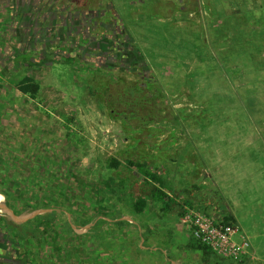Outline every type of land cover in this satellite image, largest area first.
Returning a JSON list of instances; mask_svg holds the SVG:
<instances>
[{
  "label": "crops",
  "instance_id": "obj_1",
  "mask_svg": "<svg viewBox=\"0 0 264 264\" xmlns=\"http://www.w3.org/2000/svg\"><path fill=\"white\" fill-rule=\"evenodd\" d=\"M52 1L55 0H0V60L3 64L17 66L19 63L23 64L25 60L34 62L36 53L34 47L36 49L42 47L45 53L55 41L61 39H65L69 46L80 43L74 35L71 37L73 41L76 40L74 43L66 36L56 39V36L61 35L59 31L65 19L59 14L65 6L58 8L57 5L61 1L55 3ZM77 2L81 7L80 3L83 1ZM84 2L88 5L91 2L96 3L95 0ZM196 2L198 13L208 17L201 18L202 26L200 28L194 26L195 30L189 25L182 28L184 18L181 14L187 13L185 18L189 19L188 17L195 13L192 5L183 10L178 8L171 10L173 20L169 19L167 26L176 33V45L178 48L182 46L178 40L180 37H192L190 33L184 34L189 32L188 29L192 30L193 34L196 33L195 35L200 34L217 62L218 68L214 76L219 79V83H215L217 92H224L221 90V83L222 89L230 87L236 101L228 107L233 110L235 106L237 109L241 106L245 110V107L249 106L260 119H257L255 114L254 121L244 119L245 115H242L241 118H231L228 122L223 120L222 116L221 119L225 122L220 127L217 125L218 121L208 123L212 128L194 139L190 135L177 136L173 147H177L175 149L177 159L170 160V175L173 178L169 179L173 189L166 192L173 202L169 209L171 214L169 219L160 221L162 212L167 208L166 204L150 202L142 215L133 216L130 207L127 211L123 210L125 214L123 220L139 224V228H118L109 225L113 229L127 228L130 230L128 234L119 236L114 230L110 233L109 226L104 227L108 238L105 247L95 246L96 241L94 243L93 239L100 234L93 232L84 234V230L76 231L72 236L64 234L63 238L71 240L70 243L73 245L76 242L74 239L78 238V243L81 244L80 247H76L80 248L77 249L79 254H76L80 255L77 259L80 261L79 264H140L144 261L148 264H217L222 258L227 260L217 254L209 255L197 248L191 229L181 223L184 206L214 217L218 221L233 219L240 226L241 233L248 237L251 243L249 258L244 257L241 261L228 259L230 261L224 260L223 264H241L243 260H247V264H264V0H196ZM112 10L114 13V9ZM115 14L117 15L116 11ZM119 24L129 30L123 18L119 19ZM165 31L166 28L160 31L153 30L154 37L158 36L154 40L166 33ZM146 38L147 36L144 39L147 40ZM194 39V37L187 39L183 45L190 44ZM160 42L162 40L156 41L155 47L161 46ZM56 44L59 45L58 42ZM17 49L20 52L16 54ZM180 52L176 47L174 54L169 57L162 56L160 50L156 52L159 54L160 62L170 61V64H165L162 68V72L167 75L161 72L170 84L180 80L187 69L190 68V72L195 69L189 67L190 63L199 64L194 56L183 54L185 55L183 59ZM25 57L27 59L24 60ZM183 61L186 62L185 68L179 66ZM177 73L179 75H176ZM204 76L208 78L207 80L213 78L209 72L204 73ZM200 86L203 91L205 87V93L210 88L205 81ZM182 91L184 94H190L185 87H182ZM169 93L176 94L175 90H170ZM210 94L211 92L207 91L205 95ZM206 108L207 106H194L191 109L202 111ZM161 165L164 166L162 163ZM214 190L216 198L210 197ZM2 216L4 215H0ZM83 229L88 228L86 226ZM9 235L0 234V238L3 237L8 242L0 246V261L21 264L23 253L19 252L20 247L17 245L15 249L11 248L13 239ZM50 235L46 234L45 237L49 239ZM89 238L90 245L85 246L84 243ZM117 240H121L122 243L126 241L127 244L123 247L116 246ZM52 248L62 253L64 247ZM47 249L50 251L51 246ZM61 253L58 254L59 259ZM63 257L65 259L66 254H63ZM49 258L48 262H55L53 255Z\"/></svg>",
  "mask_w": 264,
  "mask_h": 264
},
{
  "label": "rangeland",
  "instance_id": "obj_2",
  "mask_svg": "<svg viewBox=\"0 0 264 264\" xmlns=\"http://www.w3.org/2000/svg\"><path fill=\"white\" fill-rule=\"evenodd\" d=\"M56 1H61L57 5L58 8H62V6H66L69 3L68 0H55L52 2L55 3ZM84 1L86 0H81L82 4L80 3V6L85 4ZM95 1L96 3L93 2L89 5L91 6L90 9L92 12L98 10L101 13L103 11L105 12V10L111 9L113 11L112 9H114V13L115 11L117 13L116 18H123L126 27L129 29L130 38L147 55V59L153 66L154 72H158L154 63L150 60L148 50L155 49V42L160 41L162 37L159 36L157 40H154L153 30H164L168 24L167 21H170L169 19L173 20L171 10L173 8L182 10L190 8L191 2L194 0H185V4L181 0ZM72 6V4L69 5V7ZM87 6L88 4L84 7L89 8ZM81 7L78 8L80 10L85 9ZM186 15L187 13L184 12L181 14L182 18H184L182 23L184 27L182 28L189 25V27H192V30H195L194 26H198L196 28L202 26L200 23L201 18L208 17V15L203 13L199 14L198 12H195L192 16L190 15L188 17L189 19L185 18ZM160 19L165 20V22H162V20L160 22ZM192 30L188 29L189 32H184V34L190 33L192 37L186 36L182 38H193L195 33L193 34ZM146 36L147 40L144 39ZM87 39H90V35H88ZM57 42L59 45H66L64 46L66 47L64 52H55L54 47L51 46L49 47V51L44 53L42 47L39 49L34 47L33 49L36 52L34 56L35 65L32 67H22L23 64L21 63L17 66L15 64L6 65L0 60V155L7 156L10 153L13 154L14 158L10 161V164L13 167L14 173L18 174L20 178L19 184L15 186L22 188V184L24 183L21 182L23 180L27 181L28 179V186L33 188V191L27 197L30 201L33 200L36 194L40 195L42 193L36 190L40 185L37 177L41 179L50 171H55L54 177H50L49 181L46 182L47 187L52 188L54 191H49L50 195L55 196L56 201H53L55 202L54 207L52 209L38 208L35 211L52 210L53 212L56 210L58 213H62L63 211L67 213V216L59 214L60 218L56 221V227L49 233L51 234L49 239L44 238L41 233H31V230H34L38 226L36 218L27 223V228H29V234L27 235H29V238H16L20 240L26 250H20L21 253L23 252V256H18V258L21 257L22 264H29V262L31 264H79L80 261L77 259L80 255L76 254H79L77 249L80 248L76 247H80L81 244L78 243V238L74 239L76 240L74 245L70 243L71 240L63 238L64 234L68 232L65 224L66 221H70L72 227L74 226L78 230H84V234H90V228L79 229L74 223V219L78 214H81L83 219L96 214L97 210H93V204L98 200V190L100 188L108 187L117 190L115 194L110 195L108 204V206H116V210L123 208V210L127 211L129 207L132 208L131 204H128V202L133 203L135 201L131 195L136 192L139 193L138 186L140 182L137 183L138 185H135L136 179L131 177V181L124 183L125 187H123L120 185L122 183H120L121 181L115 172L108 174L104 169V166L108 164V159L110 157L120 158L119 153L123 149V146L129 144L122 137L123 129L121 122L109 115L110 110L102 103L100 97L93 96L89 92L90 81L95 76H102L104 74L100 68L105 63L102 60V62H97L98 58L93 59L90 50L85 51L83 49L85 48L84 41L81 42L83 48L77 47V49L75 44L69 46L65 43V39L55 41V43ZM74 42L72 40V43ZM18 50L15 51L16 54L20 52ZM155 50L156 52L159 51V49ZM73 52L75 53V61L71 64L65 63L66 58L73 55ZM171 52L167 54V57L174 54L173 50ZM98 54L100 53L98 52ZM156 60L160 62L159 57ZM191 67L195 68V65L193 64ZM163 74L167 75L165 72ZM28 75L41 85V91L36 100H30L16 89L19 81ZM11 76L13 81L8 80ZM127 78L134 79L131 75H128ZM220 86L222 91L227 90V88L222 89V83ZM174 99L181 102L180 105L175 104V108L194 107L191 99L186 95ZM247 107L244 110L241 106L238 109L235 106L231 110L228 106L223 105L222 109L225 108L227 112L224 111V118L222 119L228 121L231 118H241L242 115H245L244 119L254 121V114L256 118L258 114L251 110L249 106ZM194 111L201 112V109H195ZM222 119H217L218 127L225 122ZM213 120L215 121L216 118ZM213 120L209 118L198 120L199 127L209 130L212 127L208 123H211L209 121ZM186 127L189 126L187 125ZM193 129L191 130L181 126L177 130V136H189L192 131H198L197 128ZM190 137L192 139L196 138L191 135ZM175 149L177 147L171 150V153L175 152L174 155L171 153L170 155L176 160L177 155ZM170 165L168 163L169 168ZM1 166H3V162L0 161V168ZM128 176L129 174L125 170L122 171L121 178ZM169 177L173 178L171 175ZM53 181H56V183H52ZM0 184V206H8L7 196L4 192L5 187L2 186L3 178H0ZM11 192L13 196L10 200L17 202L18 208H20V204L25 202V200L27 201L23 197L24 192H18L16 190H12ZM213 192L210 197L213 196L216 198L215 190ZM18 194L22 197H19ZM73 194H76L77 197H72ZM118 196H122L120 202H118ZM0 215L6 214L5 212H0ZM23 215L26 216L28 214L26 212ZM170 215L169 209L165 208L160 221H167ZM109 227L111 228H109V232L112 233L111 231L114 230L116 235L128 234L130 231L127 228L113 229L112 226ZM93 233H98V231H93ZM69 234L72 236L71 233ZM135 234L137 235L138 232H135ZM97 237L93 239L94 243L96 241L95 246L105 247L108 243L107 235L100 234ZM88 242H91L90 238L88 241H85L84 245H90ZM110 244L112 245V241H110ZM124 244H127V242L122 243L121 240L115 241L116 246L122 245L121 247H123ZM49 246H51L50 251L47 249ZM58 246L64 247L62 253L52 248ZM68 250L72 251L68 252ZM59 253L62 254L60 259L58 258L60 256L58 255ZM50 254L54 256L55 262H48L50 260L49 257H51ZM63 254H66L65 259H63ZM0 264H7L6 260L0 261ZM140 264L148 263L144 261Z\"/></svg>",
  "mask_w": 264,
  "mask_h": 264
},
{
  "label": "trees",
  "instance_id": "obj_3",
  "mask_svg": "<svg viewBox=\"0 0 264 264\" xmlns=\"http://www.w3.org/2000/svg\"><path fill=\"white\" fill-rule=\"evenodd\" d=\"M181 1L185 3V0ZM191 5L192 7L194 5L195 12H198L196 0L192 1ZM165 32L166 33L161 34V46L158 48L155 47V49L161 51L162 56L165 57L172 50L174 52L176 47L181 51L180 53L183 59L187 54L194 56L199 62V64L190 63L189 67L194 64L195 69L192 72L189 71L190 68L187 69L184 76L172 84H170L167 81L168 79L161 73L164 65L170 64V61L158 62L156 59L159 57V54L156 53V50H148L150 60H152L154 66L158 70V72H154V68L151 63H149L147 55L136 42L130 38L128 31L125 36L127 43H125V46L121 44V47L117 49L119 53L115 52L113 54L114 50L111 48L107 50L105 46L103 50L99 52V55L96 54L94 49H89L93 59L98 58L97 62L102 60L105 63L100 68L101 72L104 74L102 76H95L90 81L89 92L93 96L100 97L102 103L110 110L109 115L121 122L123 129L122 137L129 143L127 144L128 146H123V149L119 153L120 158L110 157L108 159V164L104 166V169L108 174L115 172L121 181L120 183H122L119 184L123 187H125L124 183L131 181V177L136 179L135 185H138L137 183L140 182L138 186L139 193L136 192L131 195L134 198L132 199L135 201L133 203L128 202V204H131L133 216L142 215L150 202L166 204L168 209L171 208L173 202L166 193L173 189L171 186L172 182L169 179L171 170L168 163H170L171 159H174L170 153L175 145L178 128L181 126L191 130L197 128L198 131H192L190 135L192 137H198L207 131L199 127L198 120H203L204 118L213 120L216 118L215 121H210L213 124L218 118L220 119L224 111H226L225 108L222 109V106L233 105L236 101V96L232 90L230 91V87L224 90L223 93L217 92L215 83L218 84L219 79L214 77L218 68L217 62L208 51V47L202 40L200 34L195 35V39L191 41L190 44L186 43L187 45H183L187 39L180 37L178 40H180L182 46L178 48L176 45V33L172 32L170 26L167 25ZM126 40L124 41L126 42ZM87 41L88 39L84 40L85 44ZM189 41L190 40H188V42ZM121 42L123 43L122 40ZM77 47L78 46H76V49ZM58 48L60 49L61 47L59 46ZM65 48L66 47H62L61 52H64ZM183 54L185 55L183 56ZM74 55L75 53L73 52V55L68 56L65 63H73L75 61ZM34 65L35 63L31 62V60H25L22 67H32ZM179 66L185 68L186 62H181ZM207 72L212 75V79L207 80L208 78L204 76V73ZM128 75L133 76L134 79L127 78ZM176 75L179 74L177 73ZM12 76L8 80L13 81ZM204 81L207 86H210V88L207 89V91L211 92L210 95H205L207 93V91L205 93V87L203 91L202 86H200ZM182 87L187 88L190 94H184ZM16 89L30 100H36L39 97L41 85L33 78L25 76L19 81ZM170 90H175L176 94H170ZM183 95L189 97L194 106H207V108L201 112H196L191 108L185 107L175 108V104H181V102H178L174 98H181ZM65 119L69 121L68 118L65 117ZM187 125L189 127H186ZM0 157V161L3 162V166L0 168V178H3L2 186L5 187L4 192L7 196L8 206L17 216H21L26 212L30 214L38 208L52 209L54 207L55 202L53 201H56L55 196L49 194V191H53V189L47 187L46 182L49 181L50 177H54L55 171H50L47 173L48 175H44L41 179L37 177L40 185L36 190L42 193L40 195L36 194L33 198L34 201H30L27 197L29 193L33 191V188L28 186V179L27 181L23 180L21 182L24 183L22 184V188H20V186H15L19 184L20 178L18 174L14 173L13 167L10 164V161L14 158L13 154L10 153L7 156L1 154ZM161 163L164 164V166L161 165ZM161 166L165 167V169ZM124 170L129 176L121 178L122 171ZM25 172L27 171L25 170ZM161 172H166L167 174L162 175L160 174ZM52 183H56V181ZM7 189H9V191H7ZM12 190L24 192L23 197L27 199L28 202L25 200V202L20 204V208H18V203L10 200L13 196ZM116 191L115 188H100L98 190V200L93 204V210H97L96 214L87 216L86 219H83L81 214H78L74 219L76 226L78 228H85L88 225L95 224L89 230V233L98 231L96 234H107L103 228L110 224L118 228H139V224H133L127 220H123V217H125L123 208L116 210V206H108L110 195L115 194ZM18 196L22 197L20 194H18ZM72 197L77 196L73 194ZM121 200L122 196H118V202ZM188 201L189 200H187V202ZM59 214L67 216L65 211L58 213V211L55 210L36 218L38 226L34 228V230H31V233H41L42 236L45 237L46 234H49L56 227V221L60 218ZM108 219L111 221H108ZM65 224L68 231L66 232L67 234H76L70 221H66ZM223 224L237 225V222L233 219L226 218ZM27 227V223L16 224L8 217H0V229L3 228L13 239L11 248L15 249V245H20V250L26 251L20 240L16 238H29V235H27L29 234V228ZM195 240L198 249L207 252L209 255L216 254L209 246L203 244L196 238ZM9 257L12 258L13 256ZM224 260L223 258L218 260L217 264H223ZM226 261L230 260L227 259ZM29 264L31 263L29 262ZM241 264H247V260H243Z\"/></svg>",
  "mask_w": 264,
  "mask_h": 264
},
{
  "label": "flooded vegetation",
  "instance_id": "obj_4",
  "mask_svg": "<svg viewBox=\"0 0 264 264\" xmlns=\"http://www.w3.org/2000/svg\"><path fill=\"white\" fill-rule=\"evenodd\" d=\"M77 1L80 0H68V5L63 7L62 12L59 14V16L62 15L65 19L64 21L62 20L63 29L61 28V31H59L61 35H64H58L56 36V39L66 36L68 37V40H71V37H73L72 35H74L75 39L79 40L80 42L76 46L81 48V42L87 40L88 35H90L88 43L85 44V49L82 47L85 51L94 49L96 54H98V52H101L105 46L107 50H109V48L113 49V54L115 52L119 53L117 49L121 47V44L122 46H125V43H127L125 37L127 35V29L121 27L119 20L116 18V14L112 13L111 9L105 10V12L103 11L101 13L97 10L93 13L90 9L91 6L88 5L89 8L83 7L86 5V3L82 5V7L85 9L80 10L78 8L79 5H75L78 4ZM92 3L93 2L90 4ZM70 4L73 6L69 7ZM112 17L114 18L111 20ZM124 40H126V42ZM53 47L55 52L60 53L61 49L58 48V44L55 43ZM0 234H7V232L0 229ZM7 243L8 242L5 238H0V246L3 244L6 245Z\"/></svg>",
  "mask_w": 264,
  "mask_h": 264
},
{
  "label": "built area",
  "instance_id": "obj_5",
  "mask_svg": "<svg viewBox=\"0 0 264 264\" xmlns=\"http://www.w3.org/2000/svg\"><path fill=\"white\" fill-rule=\"evenodd\" d=\"M181 223L191 229L194 238L224 258L241 261L250 254L251 243L238 225H225L214 217L183 207Z\"/></svg>",
  "mask_w": 264,
  "mask_h": 264
},
{
  "label": "water",
  "instance_id": "obj_6",
  "mask_svg": "<svg viewBox=\"0 0 264 264\" xmlns=\"http://www.w3.org/2000/svg\"><path fill=\"white\" fill-rule=\"evenodd\" d=\"M0 212H5L6 215H4V216L10 218V220H12L16 224H26L29 221L37 218L38 216L47 214L48 212H52V210H37V211H34V212H32L26 216H24V215L17 216L12 209H10L8 206L4 205V206H0ZM89 227H91V226H88L87 228H89ZM73 229L75 231H79L74 226H73Z\"/></svg>",
  "mask_w": 264,
  "mask_h": 264
}]
</instances>
